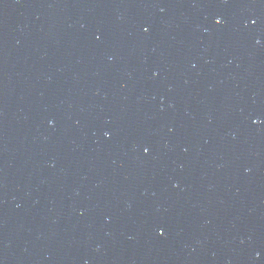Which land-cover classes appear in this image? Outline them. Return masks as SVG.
Masks as SVG:
<instances>
[{"label": "water", "instance_id": "1", "mask_svg": "<svg viewBox=\"0 0 264 264\" xmlns=\"http://www.w3.org/2000/svg\"><path fill=\"white\" fill-rule=\"evenodd\" d=\"M0 264H264V0H0Z\"/></svg>", "mask_w": 264, "mask_h": 264}, {"label": "snow or ice", "instance_id": "2", "mask_svg": "<svg viewBox=\"0 0 264 264\" xmlns=\"http://www.w3.org/2000/svg\"><path fill=\"white\" fill-rule=\"evenodd\" d=\"M220 21H217V23H219Z\"/></svg>", "mask_w": 264, "mask_h": 264}]
</instances>
